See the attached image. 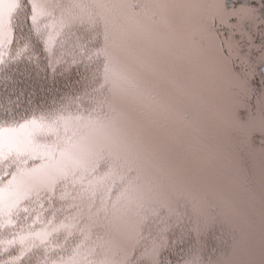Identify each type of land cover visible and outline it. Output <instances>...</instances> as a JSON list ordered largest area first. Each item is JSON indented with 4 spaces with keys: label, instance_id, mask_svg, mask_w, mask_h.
<instances>
[{
    "label": "snow or ice",
    "instance_id": "1",
    "mask_svg": "<svg viewBox=\"0 0 264 264\" xmlns=\"http://www.w3.org/2000/svg\"><path fill=\"white\" fill-rule=\"evenodd\" d=\"M224 104L264 133V0H0V264H264Z\"/></svg>",
    "mask_w": 264,
    "mask_h": 264
},
{
    "label": "rangeland",
    "instance_id": "2",
    "mask_svg": "<svg viewBox=\"0 0 264 264\" xmlns=\"http://www.w3.org/2000/svg\"><path fill=\"white\" fill-rule=\"evenodd\" d=\"M219 120L225 128L224 140L227 147L246 159L249 158V156L252 157V167L254 169L255 183L258 191L260 183V158L261 153L264 152V133H262L259 128H255L250 130L247 136L243 135L239 125L229 121L226 104L220 109ZM259 212L260 207L259 201L257 200L255 206L257 235L259 228ZM225 239H227L226 236Z\"/></svg>",
    "mask_w": 264,
    "mask_h": 264
},
{
    "label": "flooded vegetation",
    "instance_id": "3",
    "mask_svg": "<svg viewBox=\"0 0 264 264\" xmlns=\"http://www.w3.org/2000/svg\"><path fill=\"white\" fill-rule=\"evenodd\" d=\"M233 3V4H235V3H237V0H229V3Z\"/></svg>",
    "mask_w": 264,
    "mask_h": 264
}]
</instances>
